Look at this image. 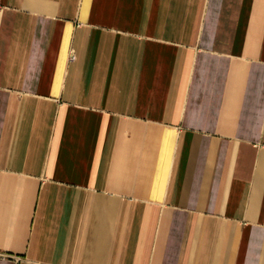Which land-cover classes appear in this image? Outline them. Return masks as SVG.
Returning a JSON list of instances; mask_svg holds the SVG:
<instances>
[{"label": "crops", "instance_id": "0c3cea01", "mask_svg": "<svg viewBox=\"0 0 264 264\" xmlns=\"http://www.w3.org/2000/svg\"><path fill=\"white\" fill-rule=\"evenodd\" d=\"M0 264H264V0H0Z\"/></svg>", "mask_w": 264, "mask_h": 264}]
</instances>
